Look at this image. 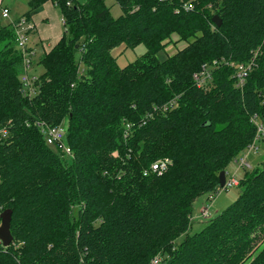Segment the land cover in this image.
Instances as JSON below:
<instances>
[{"label":"trees","instance_id":"1","mask_svg":"<svg viewBox=\"0 0 264 264\" xmlns=\"http://www.w3.org/2000/svg\"><path fill=\"white\" fill-rule=\"evenodd\" d=\"M115 1L118 19L104 0L29 1L27 22L52 3L64 27L31 94L28 56L14 27L0 28V212H12L13 236L0 264H264V161L189 234L195 200L222 190L220 172L256 140L253 118L264 122V0H193L188 11L190 0ZM172 35L194 40L161 62ZM120 45L146 52L121 68ZM233 62L253 64L241 88ZM65 120L71 156L43 133ZM160 159L169 169L144 176Z\"/></svg>","mask_w":264,"mask_h":264},{"label":"rangeland","instance_id":"2","mask_svg":"<svg viewBox=\"0 0 264 264\" xmlns=\"http://www.w3.org/2000/svg\"><path fill=\"white\" fill-rule=\"evenodd\" d=\"M2 1V7L5 6L9 10V18L4 19L2 18V9H0V28L1 27H9L13 24L16 25L18 22L25 20L27 13L29 12V1L30 0H0ZM105 5L110 10V15L113 19H118L122 16V10L118 6L115 0H104ZM191 3V4H190ZM189 5L195 8L197 3H195L193 0H190L188 2ZM57 24L61 27L62 34H64V27L62 26V17L60 14V11L57 9ZM28 24V23H27ZM26 24V27H27ZM48 24L52 25V19L51 21H48ZM29 25H32L31 22H29ZM33 26V25H32ZM14 27V26H12ZM13 29V28H11ZM13 33L15 35V28L13 29ZM28 36V43L27 48L31 51H33V54L28 56L27 59H30V68L27 70V76H29L30 79L39 77L43 72V67L39 64L41 57L43 56V47L42 46H48L50 44L51 39L42 40L40 39L38 33L32 30L26 31ZM13 35V36H14ZM66 37H70L69 34L66 35ZM194 39H190L189 41H180L177 35H172L169 41H166V48L165 50L161 51L157 55V59L159 61H165L170 56L175 55L177 52L183 50L188 46L189 43H191ZM84 40L79 39L78 43H82ZM146 52V48L144 45H139L138 47L134 49L126 48L125 45H120L119 47L112 50V56L116 58L117 64L119 67L124 68L128 64L134 62L141 56H143ZM76 62L78 64V73L80 75L86 74V67L80 62V53L78 52L76 54ZM242 65L240 62H233L231 64L232 67L237 68L238 66ZM212 66V64H211ZM67 120L63 121L61 126L62 128L67 127ZM257 147L259 148L257 152H251L249 154V163L251 165V168L247 169L249 172L255 170L256 168H260L263 161H264V143H258ZM245 153V152H244ZM246 171V170H245ZM244 170H238V167L235 162L230 164L228 168L226 169V176L227 179L230 180L232 177L236 179L237 181L241 180L244 177L245 174ZM241 193V190L236 187L232 186L229 187L227 191L221 190L213 200L210 202H206V196L199 197L195 200L193 205V224L192 228L189 232L190 235H194L198 232H200L204 226V222L207 218L215 217L221 213H223L227 208H229L239 197ZM8 206V205H7ZM2 206L0 207V209ZM208 211L209 217L204 218V213ZM1 215V212H0ZM185 239L184 236L180 237L177 240V244H180ZM162 261V257L156 256L151 260V264H159Z\"/></svg>","mask_w":264,"mask_h":264},{"label":"built area","instance_id":"3","mask_svg":"<svg viewBox=\"0 0 264 264\" xmlns=\"http://www.w3.org/2000/svg\"><path fill=\"white\" fill-rule=\"evenodd\" d=\"M159 1H165V0H159ZM192 8L193 7L191 5H187V4L183 6V9L186 11L191 10ZM0 9H2V17L8 18L9 17V10L7 8L2 7L1 1H0ZM26 24H27V27H26ZM62 24H63V21H62ZM14 28H15L16 45L25 54L26 57L30 56L32 53L27 48L28 36H27V33H25V32L32 30V25H29V22H27L25 19V20L18 22L14 26ZM30 65H31L30 59L28 60L26 58L25 62H24L25 69L28 70L30 68ZM252 66H253V64L251 63L247 66L242 64V65L237 67L236 87L241 88L244 85L245 79L247 78L249 71H250ZM215 67H217L216 62L213 63L212 66H210V68H215ZM210 68L204 66L203 70L201 72L194 74L193 77H194V80H195L198 87L206 88L208 86L209 79H211ZM22 82L24 83V85L29 87V89H30L29 94H31L32 93L31 84H30L29 77L27 75H24L22 77ZM253 122L257 126V129H258L257 137H256L255 142L252 145H250L249 148L246 150V152L235 162L237 167H238V170L241 169V170L245 171V170L251 168V165L248 161L249 160V154L253 151L254 152L258 151V149H259L257 147L258 143H262V142L264 143V122L259 120L258 117H254ZM43 133L45 135L46 142L49 146L63 151L68 156L72 155L71 149L65 144L66 134H65L64 128H62V127L44 128ZM171 164L172 163L169 159H160V160L156 161L155 163H153L149 170L144 171V176H148L151 173H153V174L156 173L158 175H162L164 172H166L169 169ZM238 184H239V181H237L233 177L230 180L226 179L225 186L222 190L228 189L229 187H232V186L237 187ZM204 215H205L204 218L209 217V212L206 211L204 213ZM0 247L4 248L1 241H0Z\"/></svg>","mask_w":264,"mask_h":264},{"label":"crops","instance_id":"4","mask_svg":"<svg viewBox=\"0 0 264 264\" xmlns=\"http://www.w3.org/2000/svg\"><path fill=\"white\" fill-rule=\"evenodd\" d=\"M4 8H7V7L5 6ZM57 9L58 8L54 6L52 3H47L44 6L43 12L37 16H34L30 21L33 25L32 31L33 32L36 31L38 33L41 41L47 40L49 38L51 39V42L50 44H48V46H42L43 55L49 52L63 36L61 27L59 25H56L57 24L56 18L58 15ZM4 19H7V18H4ZM51 19H52V25L48 24V21L49 20L51 21ZM12 26H15V25L13 24ZM31 53L33 54V51H31Z\"/></svg>","mask_w":264,"mask_h":264},{"label":"water","instance_id":"5","mask_svg":"<svg viewBox=\"0 0 264 264\" xmlns=\"http://www.w3.org/2000/svg\"><path fill=\"white\" fill-rule=\"evenodd\" d=\"M213 22L217 27H220L222 21L218 17L213 18ZM226 183V173L224 171L219 174V187L224 188ZM0 241L4 247H8L13 242V236L11 234V221H12V212L10 210L4 211L0 215Z\"/></svg>","mask_w":264,"mask_h":264}]
</instances>
